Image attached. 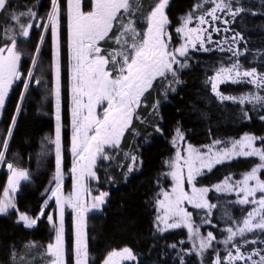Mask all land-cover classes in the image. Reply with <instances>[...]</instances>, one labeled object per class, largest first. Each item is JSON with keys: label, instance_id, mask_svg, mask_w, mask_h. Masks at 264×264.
I'll list each match as a JSON object with an SVG mask.
<instances>
[{"label": "snow or ice", "instance_id": "obj_1", "mask_svg": "<svg viewBox=\"0 0 264 264\" xmlns=\"http://www.w3.org/2000/svg\"><path fill=\"white\" fill-rule=\"evenodd\" d=\"M234 4L237 5L234 7ZM240 0H199L185 15L179 17V26L174 31L181 39L178 46L173 44L172 32L168 31L172 22L167 9L170 0H152L145 10L141 0H49V10L41 16L34 10L36 5H23L24 11H16L12 0H0V14H4L11 22V27L0 29V111L5 108L6 99L14 83L19 81L24 91L20 93V101L33 82L41 83L35 76L39 69L42 48L46 35H51L54 49L50 69L54 70V85L51 95L55 99V138L51 143L55 146V175L50 187L45 193H50L44 201L39 215L29 216L20 212L15 195L22 181L30 179L27 170L16 168L7 161L9 141L16 124V116L11 119V126L7 135L0 139V164H6L11 173L7 179V186L0 195V215L15 212L17 224L32 228L46 215L55 233L54 240L47 243L39 257L31 256L34 248L40 247L35 242L25 245L27 250L19 257L20 264H34L35 259H46L47 264H66L65 242V208L74 213V242L71 251L74 253L75 264H90L88 253L86 227L87 214L93 210H102L109 193L100 191L92 195V189L86 180H99L97 171L104 161L115 159L116 151L126 134L140 136L136 130V123L153 127L155 133L163 134L160 124L152 126L147 116H141V111L151 109L149 115L159 116L160 100L149 103L153 92H157L167 99L168 93L176 92L175 85L182 83L179 72L189 67L192 58L190 52L211 51L206 44L213 43V32L222 31L215 26L222 22L225 26L233 22L246 9L238 6ZM207 5V7H206ZM146 12V14H145ZM66 14L70 60L68 66L71 100V145L73 156L71 174L73 179L72 191L65 195L62 189V137H61V41L60 29L62 17ZM256 15V13H251ZM229 17L231 19H227ZM143 26L138 27V22ZM26 21V23H25ZM194 26H191L193 25ZM34 29H39V39L29 56L32 67L21 72V60L24 55L18 47L19 39L29 40ZM223 31H231L225 27ZM244 37L236 32L231 38L225 37L217 42L220 51L232 53L236 58L228 66L221 65L215 74L208 78L211 90L221 101H232L240 105L252 104L264 109V95L259 91L245 93L239 97L224 95L218 90L222 83H247L255 89H264V72L256 67L243 69L238 57L244 55L239 45ZM223 45H227L225 48ZM245 51H247L245 49ZM264 56V53H258ZM102 107V112L97 108ZM20 111L19 104L16 108ZM245 119H251L247 111L242 109ZM264 120V116L259 117ZM162 120V117H160ZM151 135V134H149ZM184 140L179 127L171 143L177 146ZM147 142V141H145ZM219 140L206 146L207 150L187 145L186 156L177 148L174 158L165 163L171 169L164 175L171 176L173 185L170 190L161 188L154 202L156 215L153 218L154 235L168 233L176 229H186L187 238L192 246L189 249H179L176 258L179 264H186L185 257L195 254L200 257V264H204V254L209 249L214 252L210 264H264V247L248 245H264V137L254 134H244L240 139L231 141L230 147H224L213 152V148L220 145ZM111 150V151H110ZM124 157L130 161L127 173L136 169L137 156L131 152H124ZM257 157L259 163L243 174L239 180L226 177L221 183L213 186L216 192H234L237 195L235 203L249 205L250 209L239 220H235L228 213L225 217L229 222L220 231L226 233L218 243L224 245L225 253L214 248L217 237L212 231L201 234L202 225H212L213 209L216 204L210 203L207 196L212 188L196 187V179L202 175L204 169L211 170L214 164H219L234 157ZM123 167V165H121ZM186 169V172H185ZM109 182L112 178L108 177ZM191 186V191L185 190V185ZM91 197V203L88 198ZM55 200L58 217L53 213H46L50 200ZM193 210H203L197 225ZM215 227V225H212ZM253 234L252 239L247 235ZM237 237L240 238L237 241ZM184 241H179L183 244ZM176 250L177 244L166 245ZM12 264H17V254L13 251ZM141 264L140 257L131 247L109 251L102 264Z\"/></svg>", "mask_w": 264, "mask_h": 264}, {"label": "trees", "instance_id": "obj_2", "mask_svg": "<svg viewBox=\"0 0 264 264\" xmlns=\"http://www.w3.org/2000/svg\"><path fill=\"white\" fill-rule=\"evenodd\" d=\"M198 2L199 0H170L169 8L166 10L172 22L170 28L178 25L179 17L189 12ZM151 3L152 0H141L145 10ZM33 4L36 5L35 9L40 15L49 10V0H12V6L16 11H24L23 5L32 6ZM236 6L234 4V7ZM238 6L246 11L227 27L232 33L238 32L244 37V41L239 45V50L244 52V55L238 57L239 62L243 69L256 67L258 71L264 72V56L258 55V53H264V0H240ZM7 24L6 15L0 14V29H4ZM40 31L34 29L29 40L22 38L18 40L17 47L24 53L20 66L24 72L31 67L29 56L38 42ZM0 44H2L1 40ZM190 55L192 58L188 61L189 67L179 72L182 83L175 85L176 92L168 93L167 99L157 92H153L149 97V103L155 99L160 100L159 116H150L151 109L142 110L140 113L141 116L148 117L150 125L159 123L163 134L155 133L153 127L137 122L136 130L141 135L126 134L120 150L113 153L115 159L104 161L99 166L97 171L99 180L90 181V187L94 193L99 191L109 193L102 210L87 215L86 238L90 264H102L109 251L125 246L131 247L138 254L141 264H179L176 252L181 248H191L192 243L187 238L186 229L172 230L161 237L158 234L154 235L153 228V218L156 215L155 197L161 188L166 189L170 185L169 176L164 175L169 172L165 162L174 156L171 141L177 127L183 132L186 141L195 146L219 140L222 143L218 146L226 147L231 144V141L237 140L246 133L264 137V120L259 118L264 116V109L254 107L252 104L221 102L208 83V78L215 74L216 69L221 65L228 66L236 59H230L232 53L211 49L208 52L193 50ZM51 63V42L49 35H46L39 69L35 71V76L41 80V83L35 85L33 82L25 93L7 153L8 162L29 173L30 179L21 182L15 199L20 212H26L33 218L39 215L49 195L45 193V190L54 185L50 183L55 175V149L54 144L51 143L54 140L55 129V99L50 94L53 88ZM62 65L61 126L63 142L66 145L70 131V115L68 73L64 59ZM218 90L224 95L238 97L254 91L255 86L244 82H227L220 84ZM258 91L261 95L264 94L263 89ZM21 92L22 84L14 83L0 115V139L7 135ZM242 109L251 116L250 120L244 118ZM124 152H131L138 158L137 170L132 173H127V164L130 161L124 157ZM68 157L65 150L62 161L64 170L69 167ZM258 163L257 157H237L224 161L198 176L196 185L212 188L226 177L238 178ZM108 177L112 178L111 182ZM261 177L264 178V174ZM6 181V172L1 168L0 195ZM68 183L67 180L65 186ZM207 197L211 203L217 205L211 217L212 225L215 227L202 225L200 231L203 235L212 231L217 237L214 248L224 255V245L218 242L226 235L220 230L229 222L225 217L226 212L221 211L222 207L231 206L232 211L227 212L228 215L239 221L246 214L249 205H239L235 203L236 200L232 194L217 193L214 189L208 193ZM45 211L48 213L47 210ZM190 211L193 212L195 223L199 225L200 217L205 214L204 211H194L193 208ZM16 220L15 212L0 215V264H12L13 251L17 254V264H20L19 257L25 254L27 251L25 245L29 242H35L40 246L31 251V256L39 257L47 243L54 237V230L47 221L46 215L32 228L25 227L22 222L17 224ZM65 237L67 243L72 245L73 228L71 218L68 216ZM247 238H254L253 234H248ZM260 239L264 240V236ZM181 240L184 241L183 244H179ZM239 240L240 238L237 237V241ZM172 243L177 244L176 250L166 247ZM253 247H264V245H248L247 250L250 251ZM213 258L214 252L209 249L204 254V264H210ZM185 260L186 264H200V257L195 254L186 256ZM34 264H47V260L37 258ZM67 264H73L71 256L68 257Z\"/></svg>", "mask_w": 264, "mask_h": 264}, {"label": "rangeland", "instance_id": "obj_3", "mask_svg": "<svg viewBox=\"0 0 264 264\" xmlns=\"http://www.w3.org/2000/svg\"><path fill=\"white\" fill-rule=\"evenodd\" d=\"M85 2L87 3V0H85ZM62 3H64L65 4V7H66V0H62ZM34 10H36V9H34ZM37 11V10H36ZM19 12V11H18ZM45 13H42L41 14V16H43ZM25 23H26V21H25ZM180 23V22H179ZM12 25H11V22L10 21H8V24L6 25V27L5 28H8V27H11ZM140 26H143V21L141 20V21H139L138 22V27H140ZM177 26H179V24L178 25H176L175 27H171V28H169L168 29V31H170V32H172V35H173V44L174 45H176V46H178L179 45V43H181L182 41H181V39L179 38V37H177L176 36V34H175V31H174V29L177 27ZM191 26H194V24L193 25H191ZM215 26H217V27H220L221 29H222V31L221 32H219V33H215V32H213V34H212V41H213V43H210V44H206L205 46L206 47H209L210 49H218L217 48V42H222L223 40H224V38L225 37H228L229 39L231 38V36L234 34V33H232L231 31H223V29L225 28V27H227V26H225L222 22H217V24L215 25ZM228 28V27H227ZM49 39H50V42H51V53H52V58H53V52H54V49H53V47H52V40H51V35L49 34ZM60 41H61V69H62V61H63V59L65 60V63H66V69H67V73H68V100H69V115H70V131H69V135H68V140H67V143H66V145L64 144V142H63V138H62V161H63V158H64V152H65V150L67 151V153H68V162H69V167H68V169L67 170H64V168H63V164H62V171H63V181H62V189H63V192H64V194L65 195H67V194H69L71 191H72V186H73V179H72V174H71V168H72V163H73V156H72V154H71V152H70V145H71V132H72V129H71V111H70V109H71V100H70V87H69V85H70V82H69V72H68V66H69V60H70V55H69V50H68V46H67V41H68V28H67V18H66V14L62 17V20H61V29H60ZM1 42L2 43H4V42H6L5 40H1ZM225 48H227V45H223ZM31 67H32V65H31ZM30 67V68H31ZM29 68V69H30ZM21 70V72H24L22 69H20ZM52 71V83H53V85H54V70H51ZM61 81H62V71H61ZM17 82H19V81H17ZM35 83V82H34ZM35 85H36V83H35ZM219 86V85H218ZM61 88H62V85H61ZM264 90V89H263ZM24 91V89H23V85H22V92ZM254 91H258L257 89H255ZM264 95V94H263ZM241 96V95H240ZM239 97V96H238ZM54 107H55V102H54ZM1 112L2 111H0V115H1ZM97 112L99 113V112H102V107H98L97 108ZM54 118H55V112H54ZM55 123H56V121H55ZM11 126V125H10ZM55 127V126H54ZM174 135H175V133H174ZM173 135V136H174ZM61 137H62V131H61ZM242 137V136H241ZM240 137V138H241ZM54 138H55V134H54ZM173 138V137H172ZM240 138H238V139H240ZM188 144H190L189 142H187L186 141V139L184 138V140L183 141H181V142H179L178 143V145L177 146H173L174 147V156H175V152H176V150H177V148H179V149H181L182 150V155H185L186 156V151H184V150H186L187 149V145ZM213 143H210V144H206V145H202V146H195V145H192L193 147H195V148H198V149H201L202 151H206L207 150V148H206V146H209V145H212ZM231 146V144L230 145H228V146H226V147H230ZM222 148H224V147H221V146H215L214 148H213V152H216V151H219V150H221ZM54 149H55V146H54ZM174 156H173V158H174ZM238 157H243V156H238ZM234 158H237V157H234ZM233 158V159H234ZM232 160V159H231ZM227 161H229V160H227ZM216 164H214L213 165V167L215 166ZM1 168H3L4 169V171L6 172V175H7V179H8V176L9 175H11V173L9 172V170L7 169V167H6V164H0V169ZM251 170V169H250ZM249 170V171H250ZM169 171H171V169L169 168ZM204 171H208L207 169H204L203 170V172ZM185 172H186V169H185ZM202 172V173H203ZM248 172V171H247ZM246 173V172H245ZM245 173H242L238 178H236V179H233V180H239V179H241L242 178V176H243V174H245ZM262 178V177H261ZM169 179H170V185L166 188V190H170L171 189V187H172V185H173V181H172V178H171V176H169ZM262 179H264V178H262ZM68 180V185L67 186H65L66 185V181ZM90 181H93L92 179H88V180H86L85 181V183L89 186V188H91L90 187ZM223 181V180H222ZM222 181H220V182H218V183H221ZM218 183H216V184H218ZM215 184V185H216ZM7 186V181H6V184H5V186L4 187H6ZM214 186V185H213ZM213 186H212V188H213ZM53 187H54V185H53ZM196 187H204V186H199V185H196ZM214 189V188H213ZM185 190L186 191H191V186L190 185H185ZM100 192V191H99ZM99 192H97V193H94L93 191H92V195L93 196H95V195H98L99 194ZM216 192V191H215ZM217 193H221V194H232L233 195V197H234V200H236L237 199V195H236V193H234V192H217ZM49 195H50V193H49ZM48 195V196H49ZM48 196H47V198H48ZM46 198V199H47ZM208 198V197H207ZM209 200V199H208ZM88 202L89 203H91V197H89L88 198ZM210 202V201H209ZM211 203V202H210ZM44 204V203H43ZM42 207H43V205H42ZM186 207L188 208V210L190 211V209H192V206L191 205H186ZM250 209V206H249V208H248V210ZM47 211H48V213H53L54 214V216H56V217H58V210L56 209V204H55V200L53 199V200H50L49 201V206H48V208L46 209ZM96 211H99V210H93V211H91V212H89L88 214H90V213H92V212H96ZM223 213H225V212H231L232 211V209H231V206H229V205H226V206H223L222 207V210H221ZM87 214V215H88ZM67 216L68 217H70L71 218V223H72V228H73V240H72V245L70 244H68L67 243V241H66V237H65V242H66V249H67V252H66V257H65V260H66V264H67V260H68V257L69 256H71V258H72V261H73V264H75V259H74V253L71 251V249H72V246H73V242H74V231H75V229H74V213H73V211H72V209H70V208H65V226H66V218H67ZM204 235H206V233L204 234ZM54 237H55V233H54ZM54 237H53V239L52 240H54Z\"/></svg>", "mask_w": 264, "mask_h": 264}, {"label": "water", "instance_id": "obj_4", "mask_svg": "<svg viewBox=\"0 0 264 264\" xmlns=\"http://www.w3.org/2000/svg\"><path fill=\"white\" fill-rule=\"evenodd\" d=\"M20 104H21V101H19V106H20ZM17 111L15 112V115L14 116H16L17 117Z\"/></svg>", "mask_w": 264, "mask_h": 264}]
</instances>
